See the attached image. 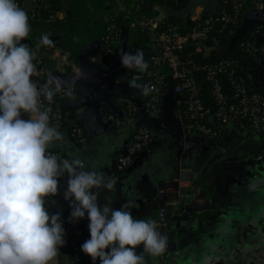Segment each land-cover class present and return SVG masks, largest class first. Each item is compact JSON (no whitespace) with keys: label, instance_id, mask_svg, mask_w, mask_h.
Returning <instances> with one entry per match:
<instances>
[{"label":"crops","instance_id":"0c3cea01","mask_svg":"<svg viewBox=\"0 0 264 264\" xmlns=\"http://www.w3.org/2000/svg\"><path fill=\"white\" fill-rule=\"evenodd\" d=\"M133 1L142 5L143 0ZM156 9L158 13L151 20V43L147 48L140 45L141 31L129 16L117 20L116 34L111 38L114 54L108 57L105 66L92 63L90 57L106 48L109 19L96 22L90 31V44L84 46L71 36V21L64 11L67 22L58 31L66 37L65 48L70 53L71 64L57 70L51 55L42 48L36 57L43 62L46 79L51 73L60 77L65 86L81 71L84 73L85 78L75 83L78 94L68 102L85 127V133L82 140H76L64 129L63 139L55 145L71 160H81L85 165L81 170L102 172L106 181H115L111 189L92 190L98 193L99 206L107 204L119 209L125 202H131L135 218L151 221H155L159 210L165 207L167 223L158 230L167 237V248L158 257L145 254L147 264H264V134L227 125L220 127L226 132L222 139L188 135L183 127L181 95L174 91L171 70L165 66L159 69L162 72L161 100L157 111H151L146 102L152 92L143 96L140 89L129 87L132 80L147 85L144 79L132 77L141 72L122 67L120 61L121 51L139 49L149 65L158 50L155 32L158 23L173 13L186 17L209 11L215 15L217 2L194 0V5L176 12L164 6ZM244 23L264 26V11L249 7ZM236 38L235 34L232 40ZM261 64L256 71L257 78L264 70ZM125 97H132L137 103L136 121L151 131L152 139L134 156L132 165L114 179L112 173L127 152L132 129L116 125L109 116L123 112L120 99ZM171 102L174 116L169 120L166 111ZM183 171L192 173L193 191L187 192L179 205H170L166 193L175 189V182ZM66 188L59 209L71 213L70 201L64 198ZM194 193H198L196 198ZM76 237L80 247L74 254V264H93L81 251V245L90 239V234L79 230ZM136 251L142 253L143 245ZM96 264H100L99 259Z\"/></svg>","mask_w":264,"mask_h":264},{"label":"clouds","instance_id":"9594fccd","mask_svg":"<svg viewBox=\"0 0 264 264\" xmlns=\"http://www.w3.org/2000/svg\"><path fill=\"white\" fill-rule=\"evenodd\" d=\"M31 32L29 17L16 0H0V264H57L59 248L64 246L65 228L59 213L48 211L46 199L58 193L59 178L67 173L65 200L70 201V220H89L90 239L81 251L96 264H147L145 254L158 257L167 248V237L157 223L132 215L131 202L119 209L98 205L93 189H111L115 181H106L102 172L84 169L79 159L58 160L47 150L63 139L50 124V105L64 91L65 82L48 74L43 85L33 60L36 53L22 43ZM50 34L43 33L40 46H54ZM121 66L144 72L148 63L141 50L120 54ZM81 71L64 91L72 89ZM131 88L141 95L154 91L132 80ZM43 97V100L41 99ZM22 113L29 119H22ZM143 251L137 254V247Z\"/></svg>","mask_w":264,"mask_h":264},{"label":"built area","instance_id":"2783aa9c","mask_svg":"<svg viewBox=\"0 0 264 264\" xmlns=\"http://www.w3.org/2000/svg\"><path fill=\"white\" fill-rule=\"evenodd\" d=\"M246 4L252 7L255 11H264V0H251L250 2L247 0L241 2L234 0L235 8H243V11H241L242 16L249 8L248 6V8H244V5ZM201 13L202 11L198 14H193L194 18L198 19ZM220 14H222L223 19L228 23H237L239 21L238 13L230 14L225 10H222L221 12L217 10L215 15L212 14V16L207 17L206 19L198 21L200 23L195 25L186 34L181 33L178 25L171 24L168 26L162 33L158 34L156 43L158 50L151 57L153 61L151 68H148L146 71L141 73H134L132 77L135 79H145L146 76H153V81L151 80L147 84L151 85L150 87L153 88L155 84L152 83L160 84L162 81V74L154 70L157 69L159 71L161 66H165L171 70L174 78V91L179 95H186L182 120L184 130L188 135L204 139L220 138V130L210 125L206 121L207 117H214L215 121L221 126L230 125L245 132L248 131L259 134L264 133V94L253 90V87L248 85L243 76H240L236 81H234V95L232 97H229L223 89L222 82L217 75L223 71L227 65H230L229 61L222 60L209 67L208 77L212 82V91L217 104V106L212 109L210 106L205 104L201 96V87L193 74V70L196 65H187L183 63L177 53V51L182 49L190 40L198 41L206 39L209 36L211 27L213 26V17L216 18ZM65 15L64 11L54 14V16L59 19L64 18ZM113 34H116L115 25H110L105 36L106 48L102 52L90 57V61L92 63L100 66H105L107 64L108 57L114 54L111 42ZM260 49L261 51H264V46L260 47ZM250 50L254 51L256 48L252 47ZM49 54L51 55L52 62L57 70L65 69L71 64V56L66 48H54L50 50ZM34 64L36 65L39 75L33 76L32 79L37 81L38 85H43L47 80L44 74L43 62L37 59ZM257 79L259 82H264V75L263 77H259ZM66 90L67 86H65L64 91ZM75 90L76 89L74 87L72 89V96H66L64 91L58 93L54 97V102L52 104L49 105L47 101H44V107L51 108L50 124L52 126L57 127L58 130L66 129L73 139L82 140L84 137V129L82 125L75 122L74 116H71L70 112L61 106L63 102L74 97ZM41 99L43 100V97ZM160 99L161 95H159L157 91H152L146 102L147 108L151 111H157ZM120 100L122 105L125 107V115L118 116L111 114L109 118L118 126L130 127L132 129V134L130 142L127 146L126 154L119 159L117 168L112 173V177L114 179H118L119 175L132 165L134 156L145 148L152 139L151 131L146 126L140 125L136 121L138 105L135 100L130 97L121 98ZM21 118L29 119L30 117L28 114L22 113ZM66 124L71 125V127L68 125L66 126ZM49 153L54 154L58 160L67 159L71 161L69 155L63 150H54ZM77 171L80 170L77 169ZM67 180V173H65L64 176L59 178L58 193L55 196H49L46 198L48 200L46 205L48 211H53L51 214H60L64 228L70 227L76 223L70 220V212H62L59 209V202L62 198L64 188L67 187ZM165 190L163 192L166 193ZM190 191H193L192 173L183 171L175 182V189L172 192L166 193V196L170 197V205H179L181 199L187 192ZM197 196L198 193L194 196V198ZM77 222L80 223L79 229L75 231L72 238L68 239L65 237V245L59 248L60 264L75 263L74 254L80 247V241L76 237L77 232L80 230L86 234H90L88 228V218L80 219ZM155 222L158 227L166 225L167 211L165 207L159 210L158 217Z\"/></svg>","mask_w":264,"mask_h":264},{"label":"trees","instance_id":"16d2710c","mask_svg":"<svg viewBox=\"0 0 264 264\" xmlns=\"http://www.w3.org/2000/svg\"><path fill=\"white\" fill-rule=\"evenodd\" d=\"M148 1L152 2L154 6L153 8L146 9L142 7L140 2L136 3L133 0H16L18 5L27 12L31 26L29 37L25 41H22V43L28 44L35 53H37L40 48L44 49L48 53L50 50L57 47L65 48L67 46L66 37L58 30L66 25L67 18L65 17L59 19L54 16L57 12L65 11L71 21L70 34L80 45L88 46L90 44V31L94 29L96 22L100 19L107 18L109 19L110 25L116 26L118 19L129 16L131 21H133L135 26H137L141 31L140 45L142 48H147L151 43V20H153L158 13L155 7L164 6L172 12H176L186 9L192 3V0ZM238 1L241 2L244 0ZM247 1L250 2L251 0ZM216 2L217 10L220 12L225 10L230 14L238 13L239 21L237 23H228L223 19L222 14L216 18L213 17V26L211 27L209 36L206 39L198 41L190 40L182 49L177 51L183 63L187 65H196L193 70V74L201 87V96L205 104L210 106L212 109H214L217 104L212 91V82L208 77L209 67L222 60L229 61L230 65H227L223 71L218 73L217 76L220 78L223 89L229 97L234 95L233 84L240 76L245 78L248 85L253 87V90L264 94V82H259L256 76V71L260 63L264 61V51H261L260 49V47L264 46L262 28L255 24L248 28L247 31L243 32L239 37L232 40L234 35L240 31L244 22L245 13L242 16L241 12L243 11V8H235L234 0H216ZM247 6V4L244 5V8ZM210 16H212V13L209 11H202L198 19H195L194 15L180 17L175 14H171L158 23L155 27V32L160 34L168 26L173 24L180 27L182 34H186L195 25L200 23L198 21L204 20ZM43 33L50 34L49 38L54 42V46H40L39 42ZM219 45L224 46V50H220L218 48L209 50L210 48L217 47ZM252 47H255L256 50H250ZM36 61L37 57L33 60V63ZM152 63L153 61L151 59L148 68H151ZM154 71L162 73L157 69ZM263 75L264 70L262 71L260 78L263 77ZM144 80L145 84H148L151 80L153 81V76H146ZM152 84H155L153 87L154 91H157L159 95H161L160 84ZM77 94L78 91L76 90L74 96ZM180 95V105L183 115L186 95ZM61 106L68 110L71 116H74L75 122L82 125L85 133V127L81 121L75 117L74 108H72L70 103L65 101L61 104ZM124 109L125 107L123 106V110ZM122 113L124 116L125 110ZM206 121L220 130L219 139L224 138L226 132L220 129L221 125H219L218 122H212L209 117H207ZM67 125L68 124H66V126ZM68 126L71 127V125ZM59 131L62 133L63 129H59ZM55 144L56 142L49 147L47 151L51 152L54 150H62ZM79 170L81 171V169ZM49 212L52 213L53 211L50 210ZM85 218H87L86 215ZM79 224L80 223L76 222L70 227H65V237L68 239L72 238L75 231L79 229Z\"/></svg>","mask_w":264,"mask_h":264},{"label":"water","instance_id":"95a60500","mask_svg":"<svg viewBox=\"0 0 264 264\" xmlns=\"http://www.w3.org/2000/svg\"><path fill=\"white\" fill-rule=\"evenodd\" d=\"M191 4H193L194 5V0H192V3ZM142 6L144 7V8H146V9H149V8H153L154 6H153V4H152V2H150V1H148V0H143L142 1ZM193 7V6H192ZM155 8H157V7H155ZM173 14H175V13H173ZM261 20H263V19H261ZM260 20V21H261ZM251 26H253V23L252 24H245L244 22H243V24H242V26H241V29H240V31L239 32H237L236 33V36L237 37H239L243 32H245V31H247L248 30V28H250ZM218 44V43H217ZM220 49V50H224V46H217V47H212V48H210L209 50H213V49ZM262 63V62H261ZM260 63V64H261ZM262 64H264V63H262ZM261 64V65H262ZM105 77L107 76V74L106 75H104ZM104 76H102V77H104ZM114 108V107H113ZM115 109V108H114ZM116 113V115H118V116H122V112H115ZM166 115H167V118L170 120V119H172V117L174 116V107H173V104H172V102L170 103V105L168 106V109H167V111H166ZM210 120L212 121V122H215V118L214 117H210ZM258 135V134H257ZM57 264H60V257H59V255H58V257H57Z\"/></svg>","mask_w":264,"mask_h":264},{"label":"flooded vegetation","instance_id":"af4514ba","mask_svg":"<svg viewBox=\"0 0 264 264\" xmlns=\"http://www.w3.org/2000/svg\"><path fill=\"white\" fill-rule=\"evenodd\" d=\"M261 28H262V35H264V26H262Z\"/></svg>","mask_w":264,"mask_h":264}]
</instances>
